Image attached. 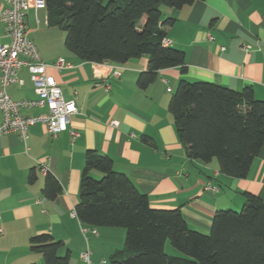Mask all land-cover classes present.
<instances>
[{"label":"crops","instance_id":"1","mask_svg":"<svg viewBox=\"0 0 264 264\" xmlns=\"http://www.w3.org/2000/svg\"><path fill=\"white\" fill-rule=\"evenodd\" d=\"M167 18L175 19L166 36L171 47L186 54L187 73L182 75L180 68L162 70L141 90L137 81L148 69V57L122 65L82 62L63 47L65 35L48 26L46 8L28 12V35L65 100L74 101L79 112L70 117L69 130L56 138L44 124L30 127L26 142L18 133L0 136V264H45L43 256L29 247L32 237L43 234L63 242L59 255L69 253V264H111L113 253L124 248V229L95 228L76 217L89 150L110 157L114 169L128 175L154 209H179L188 225L205 235L218 211L243 206L245 192L264 200V147L247 178L227 177L220 173L217 160L205 164L188 158L169 111L181 80L238 92L252 87L256 98L264 101V0L196 1L178 10L165 8L163 19ZM0 42L10 43L2 23ZM60 59L72 68L55 70L52 66ZM7 92L14 101L38 99L26 68ZM46 111L22 109L21 115ZM112 121L118 127H112ZM32 170L35 183L29 182ZM48 174L63 188L53 201L43 193ZM86 253L89 262L82 257Z\"/></svg>","mask_w":264,"mask_h":264},{"label":"trees","instance_id":"2","mask_svg":"<svg viewBox=\"0 0 264 264\" xmlns=\"http://www.w3.org/2000/svg\"><path fill=\"white\" fill-rule=\"evenodd\" d=\"M196 1L204 0H45L48 26L65 33L66 49L80 61L122 65L148 57V69L137 81L141 90L162 70L180 68L182 75L187 73L186 54L164 45L166 28L175 19L164 20L163 10ZM169 111L188 158L205 164L217 160L222 175L247 178L264 147V101L252 87L238 92L181 80ZM36 180L32 170L29 182ZM43 193L53 201L63 188L48 174ZM243 198L241 212L218 211L205 235L192 229L179 209H154L132 179L114 169L110 157L89 150L76 217L95 228L125 230L124 248L113 253L111 264H264V200L249 192ZM168 243L181 256H169ZM63 246L43 234L32 237L29 247L45 264H69V253L59 255Z\"/></svg>","mask_w":264,"mask_h":264},{"label":"built area","instance_id":"3","mask_svg":"<svg viewBox=\"0 0 264 264\" xmlns=\"http://www.w3.org/2000/svg\"><path fill=\"white\" fill-rule=\"evenodd\" d=\"M46 8L45 0H0V23L6 27V34L10 38L9 44L0 42V112L3 121L0 124V136L18 133L26 142L28 130L36 124H44L53 138L69 130L70 117L79 112L74 101H66L63 90L56 79L48 73L50 66L43 63L34 41L28 35L26 17L31 9L36 12ZM165 46H171L168 39ZM248 52V47H243ZM58 72L72 68V65L60 59L52 66ZM28 69L34 85L37 100L14 101L7 92V88L19 82V72ZM120 76L119 72L115 73ZM106 90H110L106 86ZM168 88V92H172ZM45 108L43 114L24 117L22 109ZM117 121H112V127H118ZM76 136V134H73ZM46 170V169H44ZM207 190H215L208 186ZM93 234L97 235L96 229ZM89 253L82 257L89 262ZM105 263V262H104Z\"/></svg>","mask_w":264,"mask_h":264},{"label":"rangeland","instance_id":"4","mask_svg":"<svg viewBox=\"0 0 264 264\" xmlns=\"http://www.w3.org/2000/svg\"><path fill=\"white\" fill-rule=\"evenodd\" d=\"M41 21H42V17H41ZM54 32L56 33V34H63V35H65V33H63L62 31H60V30H58V29H54ZM62 41V40H61ZM56 42H58V37H57V39H56ZM65 42V41H64ZM63 47L64 48H66L65 47V44L63 43ZM101 179V178H100ZM100 179H96V180H100ZM242 209H243V206L240 208V209H232V211H234V212H241L242 211ZM167 254L169 255V256H181V253L179 252V251H177L176 249H174L172 246H171V244H169L168 243V246H167Z\"/></svg>","mask_w":264,"mask_h":264}]
</instances>
